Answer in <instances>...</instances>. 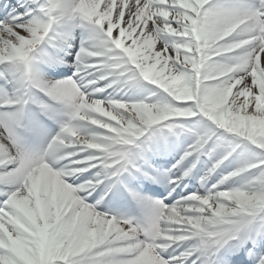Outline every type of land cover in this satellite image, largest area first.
Listing matches in <instances>:
<instances>
[{
    "label": "snow or ice",
    "instance_id": "snow-or-ice-1",
    "mask_svg": "<svg viewBox=\"0 0 264 264\" xmlns=\"http://www.w3.org/2000/svg\"><path fill=\"white\" fill-rule=\"evenodd\" d=\"M0 264H264V0H0Z\"/></svg>",
    "mask_w": 264,
    "mask_h": 264
}]
</instances>
